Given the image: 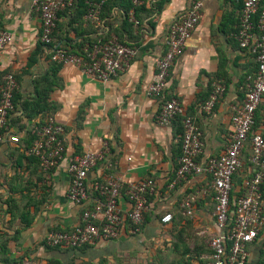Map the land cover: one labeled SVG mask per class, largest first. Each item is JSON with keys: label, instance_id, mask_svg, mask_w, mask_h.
Returning a JSON list of instances; mask_svg holds the SVG:
<instances>
[{"label": "crops", "instance_id": "crops-1", "mask_svg": "<svg viewBox=\"0 0 264 264\" xmlns=\"http://www.w3.org/2000/svg\"><path fill=\"white\" fill-rule=\"evenodd\" d=\"M132 1H117L105 9L99 27L85 21L80 14L83 9L72 15L61 13L52 36L55 47L78 52L100 34H114L136 49L126 71L101 82L75 67L59 66L55 79L47 84L43 77L49 75L51 61L44 46L34 54L40 19L32 11L31 0H0V32L12 35V41L0 54V86L6 73L14 74L18 87L7 134L19 138L15 144H0V264H17L22 258L34 257L46 262L54 256L45 250L44 237L50 231L71 230L82 213V206L70 203L66 197L70 181L68 161L85 151H97L103 144L108 151L88 174V186L112 178L120 179L124 185L150 178L156 184V192L140 234L124 228L117 239L98 242L90 255L75 262L94 264L101 258L139 254L146 243L158 241L163 232L173 240L175 235L182 238L196 259L193 263L205 261L208 256V241L215 234L209 178L199 175L174 183L181 117L169 125L159 124L161 99L146 95L155 62L165 50L169 26L196 0H139L142 4L138 6ZM197 1L202 3L200 22L173 63L163 96L178 99L184 115L192 117L202 140L198 162L205 163L228 146L231 107L243 99L247 77L253 75L256 65L234 37L242 0ZM131 12L137 25L127 20L126 15ZM215 81H221L225 91L211 112L205 113L201 106ZM46 86L51 89L45 102L56 107L49 115H54L64 127L65 148L63 159L47 172L26 153L32 140L29 135L46 113L30 118L26 114L35 112L36 89L40 93ZM24 103H31L33 109H24ZM255 120V131L264 134V101ZM249 153L248 142L242 167L233 176L232 197L242 194L243 183L251 176ZM190 194L196 195L192 218L185 217L180 208L182 199ZM126 205L122 198L120 206L125 209ZM166 213L173 218L162 224L160 218ZM247 249V264H264V228Z\"/></svg>", "mask_w": 264, "mask_h": 264}, {"label": "built area", "instance_id": "built-area-1", "mask_svg": "<svg viewBox=\"0 0 264 264\" xmlns=\"http://www.w3.org/2000/svg\"><path fill=\"white\" fill-rule=\"evenodd\" d=\"M105 2L106 0H84L87 7L85 21L99 27ZM75 3L76 0H31L32 11L40 19L38 39L46 49L52 44L59 13L73 8ZM132 3L134 6L142 4L139 0H133ZM201 11L202 3L196 0L169 26L165 50L155 62V73L146 89V95L152 99H161L157 116L159 124L169 125L177 117H181L180 155L174 183L199 175L209 178L208 189L213 201L215 234L208 241L209 254L205 264H247V247L264 228V134L252 129L255 112L264 101V0H242L234 37L240 49L254 58L255 72L247 77L241 102L231 107L232 130L228 146L219 156L212 157L205 163L198 162L202 140L192 117L184 115L178 99L163 96L170 69L181 56L188 37L199 24ZM126 17L130 23L138 24L133 12ZM11 41L10 33L0 32V54ZM48 52L51 62L75 67L84 75L101 82H107L126 71L136 55L135 47L121 42L116 35L108 32L96 37L83 49L82 54L70 53L61 46ZM17 87L13 73L8 72L2 77L0 144L7 141L13 144L19 142L18 136L7 134V122L13 109V97ZM224 91V84L215 81L207 100L201 106L202 111L210 113ZM63 133V125L54 115L49 114L35 128L36 138L26 153L38 160L43 171L51 170L63 159ZM248 142L251 176L244 181L242 194L232 197L233 176L242 167L243 153ZM107 151V145L103 144L97 151H85L68 161L67 173L70 181L66 197L70 203L82 206L80 221L71 230L48 232L44 237L45 246H95L98 242L117 239L124 228L130 233L139 231L143 213L148 210L147 196L156 192V184L153 179L147 178L124 185L120 179L112 178L88 186V174L104 158ZM122 198L127 201L125 209L120 206ZM195 202L196 195L192 194L182 199L180 208L185 217H193ZM171 220L170 213L160 218L162 224Z\"/></svg>", "mask_w": 264, "mask_h": 264}, {"label": "trees", "instance_id": "trees-1", "mask_svg": "<svg viewBox=\"0 0 264 264\" xmlns=\"http://www.w3.org/2000/svg\"><path fill=\"white\" fill-rule=\"evenodd\" d=\"M117 1H122V0H106V2L104 3L103 7H102V11H101V15L103 14V11H105V9H109L111 8L112 6H115L117 4ZM124 1V0H123ZM130 2V0H127ZM112 5V6H111ZM111 6V7H110ZM86 5L84 3V0H76V3H75V6L71 9H66L62 12H60L59 14L61 13H67L69 15H72L74 12H78V10H81L83 9V13H80V14H83V16L85 15L86 13ZM124 13H126V11H124ZM59 16V15H58ZM42 43L38 40V46L36 47L35 49V53H38L40 48L42 47ZM55 47V44L52 43L50 45H48L47 49L50 50V49H53ZM68 52L70 53H74V54H82L83 53V49H79L78 52H72V51H69L67 50ZM50 58V57H49ZM30 64L33 62V59L32 60H29ZM60 65L54 63V62H51V65H50V72H49V75H45L43 78L45 79V83L49 84L51 81H53L55 79V75H56V72L58 70ZM50 87H45L42 92L38 93L37 92V89H36V93H37V98L35 99L36 103H35V106H36V109H35V112H28L26 114V116L28 118L34 116V115H38L40 113H46L45 115L47 114H51V113H54L55 112V108L56 107H53L52 104L50 103H47L45 102V99L47 97V92L50 91ZM15 94V92H14ZM14 98V97H13ZM32 104L31 103H24L23 104V108L24 109H33V107L31 108ZM257 111V110H256ZM256 113V112H255ZM256 121V120H255ZM253 130H255V124L252 128ZM32 137V140L31 142L29 143V146L32 144V142L35 140L36 136H35V131L33 130V133L31 132L30 135ZM33 159H35L34 157H32ZM36 162L38 163V160L35 159ZM177 169V168H176ZM176 172V171H175ZM96 182H99V181H96ZM95 183V182H94ZM263 191V189H262ZM155 194V193H154ZM154 194L152 195H149L147 196V201H148V210L145 211L143 213V222L142 224L139 226V231L137 232H134L133 234L135 235H138L140 234V231L144 225V223L146 222V216H147V213L149 211V208H150V202H151V198L154 196ZM189 196V195H187ZM186 197V196H185ZM184 197V198H185ZM173 218V217H172ZM29 224V221H27L26 223V226ZM128 228H130V225L127 224ZM131 228H133V226H131ZM44 245V243H43ZM45 246V245H44ZM93 246H82V247H79V248H70V247H67V248H61L59 246H56V247H48V246H45V250L47 252H50V253H55L54 256L52 258H47L46 259V262L47 264H74V261L75 259H78V258H82L86 255H90L93 251ZM57 257H56V256ZM59 256H61L59 258ZM91 258V257H90ZM62 259V260H61ZM103 258H101L100 260H102ZM204 264H205V261H202ZM80 264H86V263H80Z\"/></svg>", "mask_w": 264, "mask_h": 264}, {"label": "rangeland", "instance_id": "rangeland-1", "mask_svg": "<svg viewBox=\"0 0 264 264\" xmlns=\"http://www.w3.org/2000/svg\"><path fill=\"white\" fill-rule=\"evenodd\" d=\"M166 233H161L158 241L154 240L146 243L144 250L139 254L118 256L114 259L104 258L94 264H196L193 263L196 259L193 258L182 238L175 235L176 240H173ZM17 264H47V262L34 257L22 258ZM74 264L79 263L74 261ZM198 264L204 263L199 261Z\"/></svg>", "mask_w": 264, "mask_h": 264}]
</instances>
